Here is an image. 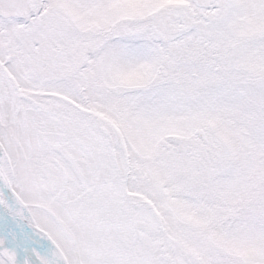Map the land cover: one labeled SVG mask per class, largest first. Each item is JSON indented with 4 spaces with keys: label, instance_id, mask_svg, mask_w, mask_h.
Here are the masks:
<instances>
[{
    "label": "snow or ice",
    "instance_id": "6c2138e0",
    "mask_svg": "<svg viewBox=\"0 0 264 264\" xmlns=\"http://www.w3.org/2000/svg\"><path fill=\"white\" fill-rule=\"evenodd\" d=\"M0 264H264V0H0Z\"/></svg>",
    "mask_w": 264,
    "mask_h": 264
}]
</instances>
